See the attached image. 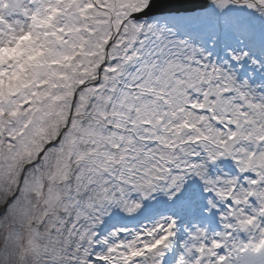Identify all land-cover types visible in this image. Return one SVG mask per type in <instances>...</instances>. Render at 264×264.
Here are the masks:
<instances>
[{
  "label": "rangeland",
  "instance_id": "obj_1",
  "mask_svg": "<svg viewBox=\"0 0 264 264\" xmlns=\"http://www.w3.org/2000/svg\"><path fill=\"white\" fill-rule=\"evenodd\" d=\"M149 1L64 0L60 4L59 0H0V53L10 47L18 59L9 62L5 58L4 66L0 67V115L6 112L12 117L8 118L10 120H5L7 116L0 118V209L7 205L5 211L0 212V264H71V254L77 258L76 264H99L90 259V254L123 263L129 252H139L163 240L158 226L163 225L165 219L149 223L148 231H135L128 236H122L117 228L100 234L99 227L112 215L144 212L147 206L142 205V196H148L147 201L152 206H160L177 193L180 188H174L181 176L177 173L180 168L189 166L191 160L186 154L193 148L185 145L188 137L183 134L182 147L174 149L175 141L182 136L180 123L192 120L190 123L197 125L201 123V116L207 115L196 116L189 111L180 117L176 108L204 98L205 88L210 93L207 103L216 107L218 114L242 121L238 130L243 136L245 132L260 135L262 130L257 127L263 126L264 121L259 120L264 116V85L260 80L252 83L250 77L259 72L264 74V47H259V43L264 42L261 39L264 35L261 38L259 35V32L264 34V0H210L208 8L200 15L199 12L165 14L140 22L131 19L132 11L146 8ZM52 13L56 16L48 21L50 27L43 29L42 25ZM220 16L225 53L218 63L217 73H213L214 56L203 44L214 46L219 41L214 36ZM84 32L94 36L89 40ZM67 37L71 42L77 38L78 48L88 51L87 58L93 61V66L83 69L87 74L84 73L82 81L73 83V79H69L63 86L53 80L49 66L37 70L35 64L30 63V57L37 51L49 53L48 48L52 49L58 38ZM83 37L88 40L86 44ZM74 50L69 46L61 52L70 56ZM237 56L247 61L240 67L247 66L250 76L237 77V68L231 65L234 60L240 61ZM103 65L107 66L104 71L113 84L103 87L101 78L99 86L81 88L80 82L99 78ZM48 81L56 82L58 87L53 91L51 87L37 89L38 84L46 87ZM186 81L192 83L188 85ZM199 86L202 93L198 92L196 99L187 100ZM26 89L28 91L24 92ZM227 89L231 96L224 94ZM153 90L150 98L149 92ZM9 95L14 97L13 105L7 102ZM33 97L36 105L32 104ZM26 101L29 104L23 106ZM18 104L22 107L17 109ZM159 120L163 121L162 128L155 126ZM145 122L152 126L146 127ZM197 126L199 135L213 132L214 136L209 121ZM71 129L76 131L75 136L70 133ZM24 132L14 147L16 139H20L18 134ZM223 133L217 131L220 145ZM3 134L13 144H3ZM58 137L62 138L60 146L63 147L45 149ZM155 138L160 142L155 144ZM114 144L122 148L115 159L121 161L122 166L115 176L114 163L105 158L97 165L93 158L112 153L109 148ZM72 145L74 150L82 145L87 147L76 156ZM99 145L102 147L97 150ZM213 146L212 151L217 153L218 148L213 149ZM44 150L40 162L25 166L29 161L36 162ZM172 160L176 165L178 162L184 165L174 167L175 177L170 183L173 186L167 188L160 179ZM61 180H64L63 189L59 187ZM65 188L72 194L75 192L73 197L79 204L75 199L68 203L63 200L67 195ZM15 191L17 195L11 202L8 197ZM50 191L53 194H49ZM118 197L123 199L118 202ZM45 213L49 218L46 219ZM190 228L183 242L192 252L188 264H196L197 254L193 250L199 248L202 229L197 225ZM94 235L97 236L94 242L100 246L98 250L90 241ZM60 240L64 241L63 246ZM165 242L166 246L157 248L154 254L147 253L140 264L159 262L171 248V243Z\"/></svg>",
  "mask_w": 264,
  "mask_h": 264
},
{
  "label": "bare ground",
  "instance_id": "obj_2",
  "mask_svg": "<svg viewBox=\"0 0 264 264\" xmlns=\"http://www.w3.org/2000/svg\"><path fill=\"white\" fill-rule=\"evenodd\" d=\"M209 114L211 115L212 113L209 112ZM260 118H261V120H264V116H260L259 120H260ZM231 123L233 125H235V123H237V122L235 120H232ZM262 123H263V126L257 127V128L260 130H263V133H264V121L261 122V124ZM256 125H259V124L256 123ZM235 126H236L235 131L238 133V135H237L238 137H237V139L234 140L233 143L226 141V143H228L227 145L234 149L235 145H237L235 143H239L240 146H237L235 153H236V155H238L240 157L241 167L251 166L260 177L264 178V145L262 147H260L258 152L255 151V149L257 148L255 142L253 145L252 144L253 142L250 139L245 138V135L243 136L242 132L240 130H238V128L240 127L239 123H237ZM235 126H234V128H235ZM217 131H220V130H217ZM253 134H254V136L257 135V133H254V132L252 133V135ZM202 160H203V158L201 159V161ZM202 164H203V161L201 163V168L205 166V163H204V165H202ZM217 169L219 170V178H218V182H216V184H218L220 186V190H219L220 194H223L225 191L222 189H224V187H226V185L229 186L231 184V180H232L231 178L233 177L234 174L232 173L233 172L232 170H231L232 172H230V170H228V168L224 167L221 164L217 167ZM207 174H208V171L206 172V175ZM183 178H184V180L186 179L185 181H187L188 178H192V179L199 178L201 180L202 178H204V176L200 173V169H198L196 174H195V172H193L191 170L187 171V175L184 177H181V179H183ZM203 181H205L206 187H208V186L210 187V185H212V183L209 181H207V182H206V180H203ZM226 182H228V183L226 184ZM213 186H214V184H213ZM187 188L188 187L185 186V187H183V190H186ZM209 190H213V189L209 188ZM244 191H245L244 187L241 186L236 193V198L239 200H242L244 198ZM224 195H225V193H224ZM260 195H261V201L262 200L264 201V186L261 188ZM203 200H205L207 202L211 201V199L198 200V204L200 205V210H201L199 212L200 218H204L206 220V224H207V222L215 221L217 224L221 225V227H222L221 230H222V232L225 233V231H227V229H229L227 227H230L232 224L227 220V217L225 216V214L223 212L221 214H216L214 212V209L212 208V206H209V204H208V207L205 208V205H203ZM204 210H206L205 213H204ZM261 210H262L261 207L251 205L250 209L248 211H246V213L245 212L241 213V225H244L246 223H250V227L253 231V235H256L258 232V236H260V237H262V235L264 233V223H262L259 219V214L261 213ZM196 211H197V207H196L194 212H196ZM183 228H184V226L181 229H183ZM172 233L174 234L175 239H174V241L171 242V245L173 247H176L178 245L179 248H183V250H185V252H186L185 246L182 244V241L187 238V235L185 233H182L181 231H176V230L173 231ZM204 254L206 256V263L207 264H209L208 261H212V260H215L217 263L218 260L216 259V257L219 255L215 254V255L208 258V250H206L204 252ZM186 256L188 257V254ZM138 258L140 259V256H138ZM131 261H135V260H131Z\"/></svg>",
  "mask_w": 264,
  "mask_h": 264
},
{
  "label": "water",
  "instance_id": "obj_3",
  "mask_svg": "<svg viewBox=\"0 0 264 264\" xmlns=\"http://www.w3.org/2000/svg\"><path fill=\"white\" fill-rule=\"evenodd\" d=\"M208 0H152L149 8L135 15L142 18L167 12H188L207 7Z\"/></svg>",
  "mask_w": 264,
  "mask_h": 264
}]
</instances>
